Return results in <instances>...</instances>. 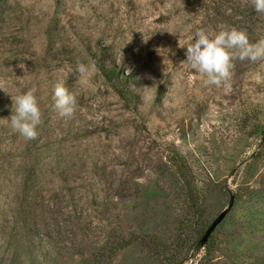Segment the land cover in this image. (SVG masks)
I'll return each instance as SVG.
<instances>
[{
  "label": "rangeland",
  "instance_id": "rangeland-1",
  "mask_svg": "<svg viewBox=\"0 0 264 264\" xmlns=\"http://www.w3.org/2000/svg\"><path fill=\"white\" fill-rule=\"evenodd\" d=\"M223 27L264 39L251 0H0V264H264V60L219 87L183 63Z\"/></svg>",
  "mask_w": 264,
  "mask_h": 264
},
{
  "label": "clouds",
  "instance_id": "clouds-1",
  "mask_svg": "<svg viewBox=\"0 0 264 264\" xmlns=\"http://www.w3.org/2000/svg\"><path fill=\"white\" fill-rule=\"evenodd\" d=\"M256 13L264 15V0H251ZM186 59L183 62L202 78L205 86H227L232 76L234 62L239 59L252 62L264 60V39L250 42L246 31L234 27L220 28L215 34L204 30L194 33L193 41L186 46ZM94 61H77L75 71L81 77L95 72ZM11 114L7 117L14 133L27 140L38 136L41 111L37 98L32 91L11 96ZM53 107L61 118L71 119L76 111V94L58 80L52 89Z\"/></svg>",
  "mask_w": 264,
  "mask_h": 264
},
{
  "label": "trees",
  "instance_id": "trees-1",
  "mask_svg": "<svg viewBox=\"0 0 264 264\" xmlns=\"http://www.w3.org/2000/svg\"><path fill=\"white\" fill-rule=\"evenodd\" d=\"M99 65V66H98ZM97 67H100L101 68V71H103V73H104V71H106L104 68H102V66L100 65V64H97ZM104 67V66H103ZM115 71H113V70H110V73H111V77H114V78H116V79H118V80H120V81H122V82H126V83H128V80H130L131 78H132V74L131 75H121L120 76V79H119V76L117 75V73L115 74L114 73ZM134 76V75H133Z\"/></svg>",
  "mask_w": 264,
  "mask_h": 264
}]
</instances>
